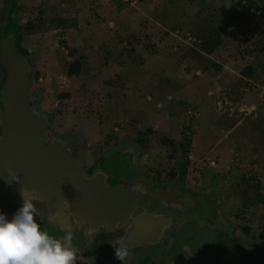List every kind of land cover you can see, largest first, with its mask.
<instances>
[{
  "label": "rangeland",
  "instance_id": "1",
  "mask_svg": "<svg viewBox=\"0 0 264 264\" xmlns=\"http://www.w3.org/2000/svg\"><path fill=\"white\" fill-rule=\"evenodd\" d=\"M261 13L243 0H0V25L9 15L18 22L22 46L31 53L25 58L30 66L32 105L37 115L48 120V144L62 145L80 161L85 173L87 169L96 171L94 177L104 179L99 173L102 158L129 153L134 165L148 177V186L178 184L217 199L208 204L193 201L180 194V189L172 188L174 194L152 190L143 207L142 200L138 202L134 217L145 225L146 216H150L148 222L158 227L154 236H145L146 231L140 228L137 233L143 237L134 236L130 219L112 231L103 227L94 230L86 224L78 231L86 230L89 240L72 234V247L80 250L75 259L90 252L97 264H106L110 249L115 251L112 245L123 239L128 248L134 246L133 241L145 248L162 247L160 258L155 254V259L145 258L144 264H172L180 256L170 257L169 247L180 234L178 221L190 205L201 219L216 215L221 223L220 217L232 221L234 216L241 228H253L254 242L245 255L250 260L243 261L241 248L239 253L233 252L238 254L236 263L264 264ZM29 25L33 31L28 30ZM201 45L214 53L206 54ZM76 62L80 74L70 76ZM2 77L0 69V83ZM109 160L103 163L104 171H111ZM125 163L128 175L137 174L129 159ZM133 191L145 193L140 188ZM23 192L29 195L30 191ZM37 200L32 197L40 213L37 222L43 226L45 207ZM154 205L160 209L153 210ZM171 214L173 218H169ZM249 217L259 224L247 221ZM249 222L253 225L242 226ZM70 224L78 225L73 219ZM126 225L120 238L115 237L119 226ZM105 232L114 237L107 243L111 244L108 252L105 243L99 248L95 244ZM209 235L203 229L187 245H199L197 253L207 245L206 250L210 253L213 249L211 255L217 261L235 256L231 249L238 241L218 243L213 236L211 242ZM187 236H180L176 243ZM87 241L90 243L85 245ZM188 253L192 258L194 250ZM126 262L137 264L129 256L123 264ZM225 264L235 263L227 260Z\"/></svg>",
  "mask_w": 264,
  "mask_h": 264
},
{
  "label": "water",
  "instance_id": "2",
  "mask_svg": "<svg viewBox=\"0 0 264 264\" xmlns=\"http://www.w3.org/2000/svg\"><path fill=\"white\" fill-rule=\"evenodd\" d=\"M256 1L264 6V0ZM9 43H0V62L6 72V84L0 92V200L5 197L0 211L9 218V209L22 197L20 192L30 191L32 197L57 210L54 221L61 227H70L73 219L80 227L87 224L94 230L103 227L112 231L130 219L134 236L143 237L137 233L139 228L146 231L145 236H154L158 227L148 222L150 216H146L145 225L134 217L142 195L85 174L80 161L67 149L48 144V120L37 115L32 105L29 62Z\"/></svg>",
  "mask_w": 264,
  "mask_h": 264
},
{
  "label": "flooded vegetation",
  "instance_id": "3",
  "mask_svg": "<svg viewBox=\"0 0 264 264\" xmlns=\"http://www.w3.org/2000/svg\"><path fill=\"white\" fill-rule=\"evenodd\" d=\"M125 154H128L130 156L131 160H133V157L129 153H125ZM112 156H113V154L109 155L108 157H105V158L112 159ZM102 159H104V158H102ZM101 162H102V160H101ZM101 162L99 164V166H100L99 173L101 175H103L104 182L107 185H109L111 187H117V188H120V189H125V190H128V189L129 190L130 189L131 190H135V189H139L140 188V189H143L145 191V193L141 194L143 196V200L141 201L142 202L141 206H142V204H146V201L149 200V199H147L146 195L147 196H152L153 195L152 190L155 191V190H157L159 188L162 189L163 191H168L169 192V193L167 192L168 194H172V193L174 194V192H170L174 188L180 189V190H182L180 192V194L187 195V196L191 197L192 200L194 199L193 201H195V199H199L201 203L206 201L208 204H211L210 202H212L214 204V201L217 200V199L215 200L214 197H213V199L209 198V197H207V198L203 197L201 195L202 192L201 193L196 192L195 190L190 189L189 187L186 188V189L184 187H181V186L177 187V186H179L178 184L175 185L176 187H168V188H165L163 185H162L163 187H158V185H156V187H155V185L153 187H150V186H148V184H149L148 177H145L143 172L141 171V169L137 168L136 166L135 167H136V170H137V174H134L129 180L119 179L116 183H113V181H114V176H113L114 174L113 173L115 171L112 170L110 167L109 168H110L111 171H109V170L108 171H104L103 168H102V163ZM109 163H114L115 164L113 159H112V161L109 160ZM132 164H134L133 161H132ZM109 166H111V167H113L115 169H119L120 168V166H118V165H109ZM95 172L96 171H94L93 169H87L85 174L91 176V175H94ZM183 173H185V172H182L181 175H184ZM211 182H212V180H211ZM209 192H211V191L209 190ZM28 194L31 196L32 192H29ZM192 195H193L194 198L192 197ZM170 197L171 196H169V198ZM36 198H37L36 196H33V199L38 201L37 199H39V198H37V199ZM4 199H5V197H3V200ZM19 201H20L19 199L16 200L15 203L12 205V207H11V215L9 216V219H11L13 214L16 212V210L19 207H21V202L18 203ZM40 201H42V204L45 207V209L43 210L44 213H43V215H41V217L44 218L45 225L41 226V228L48 235H50V236H52L54 238H57V239H61L63 236L60 235V233L71 232L72 234L79 233L82 237H84L85 239L87 238L89 240V238L85 236V231L86 230H83L81 232L78 231L81 228L79 225L73 226V227L70 226V227L65 228V227H61L60 225L55 224L53 215H56V212H54L52 209H50V206L47 203H45L43 200H40ZM147 205H150V204H147ZM191 207L192 206L188 205L187 208L183 211L185 215L180 217V220L182 219L181 222L178 221L179 225H178L177 231L180 232V234L177 235V238L174 239L173 246L169 247L168 255L170 257H178V256H180V257H178L176 259L177 261H175L172 264H175L176 262H177L176 264H179V263L180 264H225V262L227 260H230L231 263L238 264V263H236V262H239L238 261V254L236 255L234 253H235L236 250L239 253V250H241V248H243L242 256L245 257L243 259V261L247 262V260H250V258H247V256H245V255H247L248 247L250 245H252L250 242H252V243L254 242V236L251 235L252 231L254 230L253 228L252 229H251V227L241 228L238 224L235 223L236 219L234 218V216L231 217L230 215H229L231 217L230 220H232V221H229V220H226V219H222V217H220L221 218V223L218 222L219 218L216 215L208 216L207 219H201V217L196 216L195 214L192 213V208ZM154 209L156 210V209H160V208L158 206L154 205L153 206V210ZM168 212H171V213L175 214V211H173L172 209H169ZM216 213H217V211H216ZM39 215H40V213H39ZM170 216L171 217H169V218H173L174 217L172 214ZM212 219H214V220H212ZM253 220L255 222H257V224H259V221H257L255 218L249 217L247 219V221H252V222H253ZM171 221H173V220H171ZM237 221H239V220H237ZM252 222H249L248 225L246 224V225H242V226H252L253 225ZM189 223H194L191 226V228L188 227ZM202 225H204V226H202ZM127 227H128V225L119 226L120 230H118V233H117V235L115 237L119 236V238H120L121 233L123 231H125ZM203 229L207 230L209 232V234L211 235V239H210L211 242H212V237L213 236H216L215 240L217 239L218 243L223 241V240H227V239L228 240L231 239V240H234V241L235 240L238 241V242H236V245H234V247L232 249L229 247V249H231V251H232V255H235V256L234 257L230 256L229 257L230 259H226L225 260L224 258H222L221 260L217 261L216 259H214L212 257V255L215 254V253H212L213 249L210 250V253L206 250L208 248L207 245H203L202 244L203 247H202L201 250L203 252L202 253L199 252L200 254L197 253V251H196L197 249L200 250L198 248L199 245H195L193 248L188 246L187 245L188 242L193 240L195 237H197V236H195L196 233H198V234L201 233L203 231ZM195 231H197V232H195ZM214 234H216V235H214ZM112 235H113L112 232L102 233V235L99 236L100 239L98 240V242L99 241H101V242L98 245V242L96 241V243H95L96 247H98V248L100 246L103 247L104 243H105V248L107 250L106 252H108L109 251L108 247L111 244L109 246H107V243L109 242V240H111ZM183 235H188V236L183 241L181 239L180 243H176L177 240L180 238V236H183ZM112 238H114V237H112ZM219 238H222V239H219ZM257 238L260 239L262 237L259 236ZM130 241H133V240H130ZM195 241H196V239H195ZM89 243L90 242L87 241L85 243V245H88ZM230 244H234V242H230ZM131 245H134V246L131 247V248L127 247L128 255L126 257L129 256L130 260L133 258L134 261L137 262V264H139V263L140 264H144L145 258H148V257H153L154 258L156 255H158V256H156V258H160L159 255H160V250L162 248L160 246H158V247H156L154 249H151V247L145 248V247H143V245H140V244L137 245L135 243V241L131 242ZM72 246H75V243ZM73 248H75V247H73ZM188 248H190V250H188L189 252L194 250L192 258H190L192 254L188 253V251L186 250ZM110 250H111L110 251L111 255H109V256H111L110 257V262L107 261L106 264H120L118 262V259L116 258L115 251L112 248ZM79 251H80L79 247H78L77 250L74 249V254H79L80 253ZM98 252H100V250ZM211 253H212V255H211ZM248 254H249V252H248ZM242 256H241V258H242ZM201 257L208 258L209 262H207L206 259L204 260V258H201ZM232 259H233V262H232ZM92 263L97 264L96 256L92 257L90 252L86 253V255L82 254V257L81 258L80 257L76 258L75 262H74V264H92ZM127 263L128 262H126V264Z\"/></svg>",
  "mask_w": 264,
  "mask_h": 264
},
{
  "label": "clouds",
  "instance_id": "4",
  "mask_svg": "<svg viewBox=\"0 0 264 264\" xmlns=\"http://www.w3.org/2000/svg\"><path fill=\"white\" fill-rule=\"evenodd\" d=\"M21 196V207L11 219L0 211V264H74L72 233L65 232L61 239L48 235L37 222L39 213L32 196L23 191ZM112 246L123 264L128 255L124 240L119 239Z\"/></svg>",
  "mask_w": 264,
  "mask_h": 264
},
{
  "label": "trees",
  "instance_id": "5",
  "mask_svg": "<svg viewBox=\"0 0 264 264\" xmlns=\"http://www.w3.org/2000/svg\"><path fill=\"white\" fill-rule=\"evenodd\" d=\"M243 1H245V3H247V5H251V6L258 7L259 8V11L262 12L261 14L264 15V6L262 4H260L256 0H243ZM28 30L29 31H33V25H29ZM212 36H216V35L213 34ZM22 39H23V33H22L21 25L18 22H16L9 15L8 16V19L7 20L5 19V24H3L0 27V43L2 41H6V40L10 41V43L13 46V48H15V50L22 57H27L31 53H29L22 46ZM200 47H201V50L203 52H205L206 54L208 53L209 55H211L212 53H214L213 50L205 47L204 45H201ZM0 69H1V71L3 73V77L1 79L2 81L0 83V92H1L2 88L6 84V72H5L4 68L1 65V62H0ZM249 69L250 68H247V70H249ZM247 70L244 71L243 74H246ZM77 74L78 75L80 74V63H78V62L72 64V68H71V71H70V76H74V75H77ZM31 78H32V76H31ZM38 79H39L38 78V75L35 74L34 80L36 81ZM120 157H124L125 159L123 160ZM112 159L114 160L115 164L114 163H109V161H108L107 162L108 165H118L121 168V170H120V168L119 169H115V168H113V167L110 166V168L115 171L113 173L114 174V181H113V183H116L119 179L129 180L133 176V174H130V175L127 174L128 172L125 170L126 167H127V164L125 162H127V159H129L131 161V163H132V160H131L130 156L128 154H125V153H122V152H117V153L113 154ZM107 160H108L107 158L102 159V166H103V163H105L104 161H107ZM132 165L135 167L134 164H132ZM182 168H184V165H181V170H182ZM182 172H184V170H182Z\"/></svg>",
  "mask_w": 264,
  "mask_h": 264
},
{
  "label": "built area",
  "instance_id": "6",
  "mask_svg": "<svg viewBox=\"0 0 264 264\" xmlns=\"http://www.w3.org/2000/svg\"><path fill=\"white\" fill-rule=\"evenodd\" d=\"M1 137H2V132H1V128H0V139H1Z\"/></svg>",
  "mask_w": 264,
  "mask_h": 264
}]
</instances>
